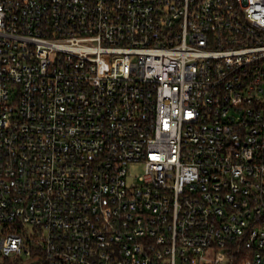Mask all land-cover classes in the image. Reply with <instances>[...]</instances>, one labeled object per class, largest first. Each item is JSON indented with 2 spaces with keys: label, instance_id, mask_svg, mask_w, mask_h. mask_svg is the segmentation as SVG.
<instances>
[{
  "label": "built area",
  "instance_id": "built-area-1",
  "mask_svg": "<svg viewBox=\"0 0 264 264\" xmlns=\"http://www.w3.org/2000/svg\"><path fill=\"white\" fill-rule=\"evenodd\" d=\"M11 257L264 264V0H0Z\"/></svg>",
  "mask_w": 264,
  "mask_h": 264
},
{
  "label": "rangeland",
  "instance_id": "rangeland-1",
  "mask_svg": "<svg viewBox=\"0 0 264 264\" xmlns=\"http://www.w3.org/2000/svg\"><path fill=\"white\" fill-rule=\"evenodd\" d=\"M131 173L134 176H139L143 173V169L141 167H136L131 169ZM33 259H25L23 257H11L9 258V263L8 264H32Z\"/></svg>",
  "mask_w": 264,
  "mask_h": 264
}]
</instances>
